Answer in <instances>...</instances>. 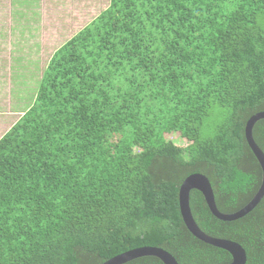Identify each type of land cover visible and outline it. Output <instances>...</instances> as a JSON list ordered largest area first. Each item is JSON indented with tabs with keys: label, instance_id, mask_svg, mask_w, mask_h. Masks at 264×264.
Listing matches in <instances>:
<instances>
[{
	"label": "trees",
	"instance_id": "trees-1",
	"mask_svg": "<svg viewBox=\"0 0 264 264\" xmlns=\"http://www.w3.org/2000/svg\"><path fill=\"white\" fill-rule=\"evenodd\" d=\"M30 89L0 139V264H105L144 247L179 264L232 262L188 231L180 189L203 175L234 214L261 188L245 130L264 112V0H109ZM253 134L264 153V120ZM190 206L203 232L264 264V198L235 222L199 191Z\"/></svg>",
	"mask_w": 264,
	"mask_h": 264
},
{
	"label": "crops",
	"instance_id": "crops-1",
	"mask_svg": "<svg viewBox=\"0 0 264 264\" xmlns=\"http://www.w3.org/2000/svg\"><path fill=\"white\" fill-rule=\"evenodd\" d=\"M43 2L45 12L55 9L48 8L52 5L49 0H0V139L24 114L21 99L16 98V93L11 91L8 95L6 89L32 88V83L35 82L36 86L40 80L32 73L29 74L33 72L32 70L28 71L24 67L34 64L37 68V63H34L36 60L33 61V58L37 57L38 51L42 48L38 38L39 9L40 3ZM70 39L68 38L66 42ZM47 45L45 43L44 46ZM10 103L14 109L9 114L6 113V109Z\"/></svg>",
	"mask_w": 264,
	"mask_h": 264
},
{
	"label": "water",
	"instance_id": "water-1",
	"mask_svg": "<svg viewBox=\"0 0 264 264\" xmlns=\"http://www.w3.org/2000/svg\"><path fill=\"white\" fill-rule=\"evenodd\" d=\"M261 120H264V112L254 115L248 121L245 130V136L249 147L254 153L263 171L261 188L246 207L234 214H223L220 212L216 204L214 191L210 181L205 176L200 174L189 176L183 182L180 189L181 214L188 231L203 243L229 253L232 257V262L229 264H247L248 258L246 250L239 243L230 240L213 238L203 232L194 219L190 206V196L192 191H199L203 195L213 216L223 222H235L243 219L260 204L264 198V153L255 142L253 131L256 124ZM144 257H155L162 261L163 264H179L175 257H173L169 252L157 247H144L132 250L111 259L105 264H127L128 262Z\"/></svg>",
	"mask_w": 264,
	"mask_h": 264
},
{
	"label": "rangeland",
	"instance_id": "rangeland-1",
	"mask_svg": "<svg viewBox=\"0 0 264 264\" xmlns=\"http://www.w3.org/2000/svg\"><path fill=\"white\" fill-rule=\"evenodd\" d=\"M52 5H49L48 8L54 7V10H49L47 12L44 11L45 3H40L39 9V45L41 44L42 48L38 51L37 57L33 58L34 63L36 62L37 68L35 65H27L26 68L29 74L32 73L37 79H40L44 70L48 66L53 53L60 48L68 38L74 36L79 30L85 27L90 23L94 18H96L102 11L109 7L108 0H49ZM36 11V10H35ZM45 12V14H44ZM38 13V12H36ZM48 15V17H47ZM62 23H68L64 25ZM71 27V29H70ZM41 29V30H40ZM50 29V30H48ZM45 39V40H44ZM45 43L48 45L45 47ZM34 68V70H33ZM34 85V86H33ZM35 87V82L32 83V88ZM28 91L24 90L21 94H16V98L19 97L21 102H23V113L26 111V108L31 102V98L29 97ZM8 92H13V89H6ZM14 96V95H13ZM13 104H8L6 113L12 111ZM15 113V112H13ZM8 114V115H9ZM223 118L219 114H215L212 117V121L207 124L204 132L206 134H211L213 128L221 121ZM2 136V135H1ZM211 135H205L204 138H210ZM179 134H171L167 135V140L174 141L178 144L179 142ZM183 143H186V140H183Z\"/></svg>",
	"mask_w": 264,
	"mask_h": 264
}]
</instances>
